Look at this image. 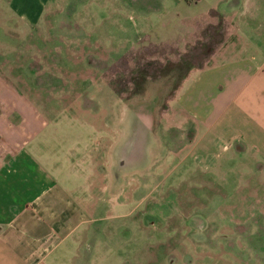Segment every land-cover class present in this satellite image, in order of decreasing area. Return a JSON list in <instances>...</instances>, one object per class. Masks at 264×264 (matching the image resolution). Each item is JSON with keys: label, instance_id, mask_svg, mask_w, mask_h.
I'll use <instances>...</instances> for the list:
<instances>
[{"label": "rangeland", "instance_id": "obj_1", "mask_svg": "<svg viewBox=\"0 0 264 264\" xmlns=\"http://www.w3.org/2000/svg\"><path fill=\"white\" fill-rule=\"evenodd\" d=\"M83 1L58 0L27 23L0 0V78L49 118L47 127L62 135L61 150L94 142L98 131L86 121L99 128L107 116L110 128V95L123 108L149 112L153 128L178 129L164 113L184 77L215 54L228 55L239 41L229 15L217 9L170 34L165 25H133L128 12L117 22L113 0ZM162 133L166 139L168 131ZM236 152L183 175L184 163H169L165 181L149 183L135 219L106 213L94 222L96 230L108 227L96 238L106 241L107 254L89 264H264V152L262 158ZM93 154L98 166L102 156ZM64 174L76 175L66 168Z\"/></svg>", "mask_w": 264, "mask_h": 264}, {"label": "crops", "instance_id": "obj_2", "mask_svg": "<svg viewBox=\"0 0 264 264\" xmlns=\"http://www.w3.org/2000/svg\"><path fill=\"white\" fill-rule=\"evenodd\" d=\"M4 1L27 23H34L45 7L58 2ZM88 1L102 5L106 0H84L83 5ZM111 3L117 22L123 20L122 12H128L133 25H165L170 34L217 9L229 15L239 41L228 55L215 54L184 77L170 99V111L164 113L178 129L153 128L149 112L123 108L121 99L110 95L115 110L108 113L110 128L107 116L99 128L86 121L99 136L65 150L57 145L62 135L47 127L49 118L35 102L0 78V264H89L107 254L106 241L96 238L108 227L103 223L96 230L94 222L106 213L135 219L150 193L149 183L156 178L163 183L168 175L165 167L172 161L184 163L183 175L192 168L208 169L234 148L238 154L256 153L262 158L264 0ZM185 118L192 122L191 129ZM108 131V142L97 149ZM163 131H168L166 139ZM94 152L102 156L98 166ZM65 168L76 177H64ZM154 208L144 214H152ZM129 222L133 230V221Z\"/></svg>", "mask_w": 264, "mask_h": 264}]
</instances>
